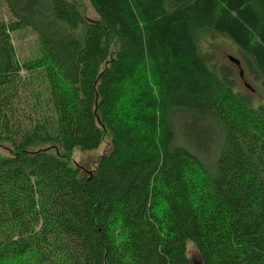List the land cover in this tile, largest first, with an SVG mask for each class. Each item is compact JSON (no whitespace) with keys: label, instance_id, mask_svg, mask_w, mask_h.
Returning <instances> with one entry per match:
<instances>
[{"label":"trees","instance_id":"1","mask_svg":"<svg viewBox=\"0 0 264 264\" xmlns=\"http://www.w3.org/2000/svg\"><path fill=\"white\" fill-rule=\"evenodd\" d=\"M83 1L97 22L0 0V264H190L187 243L200 264H264V105L199 50L227 39L264 87V0ZM25 29L38 56L21 62ZM103 130L91 173L51 152Z\"/></svg>","mask_w":264,"mask_h":264},{"label":"rangeland","instance_id":"2","mask_svg":"<svg viewBox=\"0 0 264 264\" xmlns=\"http://www.w3.org/2000/svg\"><path fill=\"white\" fill-rule=\"evenodd\" d=\"M74 3L82 17L87 21L97 22L98 17L90 4L83 0H69ZM4 13V6L0 4V14ZM199 38V50L203 56L209 57L208 67L214 74L219 75L220 70H223L227 77L231 80L234 91L243 96H246L250 101V105L257 107L264 105V87L258 81V79L250 76L245 66H241L243 70V79L240 78L239 68L232 64L229 58L236 59L241 62V54L227 39L215 34L201 33ZM12 44L16 50L18 59L28 61L38 56L36 39L34 34L25 29L21 33L14 34L12 37ZM118 49V43L116 40H112L110 45V55H114V52ZM105 65L103 66V68ZM146 71H140L143 78H148L145 74ZM25 76V74L23 73ZM246 84L250 87H246ZM110 148V134L103 130V140L101 145L94 151L82 152L74 150L70 154L59 149H51V152L58 157H63L67 163L80 171L81 175H86L95 170L97 163L102 155L108 152ZM11 150L7 145H0V160L10 156ZM187 258L190 264H200V257L196 251V248L187 243L186 248Z\"/></svg>","mask_w":264,"mask_h":264},{"label":"water","instance_id":"3","mask_svg":"<svg viewBox=\"0 0 264 264\" xmlns=\"http://www.w3.org/2000/svg\"><path fill=\"white\" fill-rule=\"evenodd\" d=\"M229 60H230V62H231L232 64H234L236 67L239 68L240 78L243 79V70L241 69V63H240V61H238V60H236V59H233V58H231V57L229 58ZM246 87L250 88L247 84H246Z\"/></svg>","mask_w":264,"mask_h":264}]
</instances>
